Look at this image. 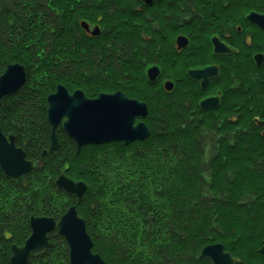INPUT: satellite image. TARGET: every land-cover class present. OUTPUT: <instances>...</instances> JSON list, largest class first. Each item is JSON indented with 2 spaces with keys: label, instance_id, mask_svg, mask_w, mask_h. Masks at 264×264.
Returning <instances> with one entry per match:
<instances>
[{
  "label": "trees",
  "instance_id": "trees-1",
  "mask_svg": "<svg viewBox=\"0 0 264 264\" xmlns=\"http://www.w3.org/2000/svg\"><path fill=\"white\" fill-rule=\"evenodd\" d=\"M83 1L0 0V76L10 63L26 70L24 86L1 101L0 128L14 135L16 146L34 162L20 178L0 166V264H11L13 245H23L31 235V217L59 220L73 205L87 223L93 251L107 264H212L200 254L214 243H223L235 264H264V126L259 125L264 121V63L256 66L252 56L223 58L228 82L216 109L201 108L204 92L189 77L188 83L177 84V97L147 80L145 85L131 82L120 89L147 103V139L85 145L78 152L59 125V147L44 153L52 140L47 97L56 81L65 74L96 84L110 82L114 75H143L137 63L126 59L112 70L107 57L115 50H123L125 57L138 54L134 48L145 43L139 34L136 46L123 33L95 51L83 45L86 40H77L73 19ZM173 2L178 22L193 17L198 47L205 32L221 29L225 17L226 24H237L236 7L228 11L233 4L264 13V0H216V8L212 0ZM160 21L173 23L164 15ZM74 52L82 60L65 67L64 57ZM200 56L201 64L215 58ZM185 84L195 87L187 90ZM62 173L88 185L81 202L58 186ZM49 237L48 248L32 253L29 264H70L65 238L57 230Z\"/></svg>",
  "mask_w": 264,
  "mask_h": 264
},
{
  "label": "water",
  "instance_id": "water-1",
  "mask_svg": "<svg viewBox=\"0 0 264 264\" xmlns=\"http://www.w3.org/2000/svg\"><path fill=\"white\" fill-rule=\"evenodd\" d=\"M248 18L264 28V14L251 12ZM184 40V42L182 41ZM187 40L179 38L180 46ZM216 51L226 52L228 48L214 39ZM258 66H261L264 55L255 56ZM216 73L215 68L190 70L189 74L201 80L205 88L209 77ZM158 69L149 70V78L154 81ZM26 83L25 67L19 63H10L0 76V106L5 96L17 93ZM167 90H172L171 83L166 84ZM217 98H208L201 102L202 108L216 106ZM149 108L146 102L129 97L119 91L114 94H102L96 99H88L82 92L69 94L66 88L58 86L57 90L47 98L48 121L52 127L51 146L44 153H50L59 147L57 127L62 125L66 134L77 146V151L85 145H98L110 142H122L129 145L142 141L150 136V128L144 119L148 116ZM264 126V121L259 122ZM0 166L5 172L20 178L30 172L34 162L27 159L23 148L16 146L14 135H5L0 128ZM59 187L75 194L81 202L88 191L84 181H76L62 173L57 179ZM32 233L26 242L19 246L13 245L11 264H29L32 253L43 252L50 245L49 234L55 230L62 235L69 246L70 264H107L99 253L93 251L94 242L87 230L86 221L78 214L77 206H71L59 220L53 217H31ZM264 255V241L260 248ZM208 258L212 264H235V259L226 251L223 243L205 246L200 254Z\"/></svg>",
  "mask_w": 264,
  "mask_h": 264
},
{
  "label": "flooded vegetation",
  "instance_id": "flooded-vegetation-1",
  "mask_svg": "<svg viewBox=\"0 0 264 264\" xmlns=\"http://www.w3.org/2000/svg\"><path fill=\"white\" fill-rule=\"evenodd\" d=\"M100 2L103 4H99V6L94 5L92 0H84L81 8L79 7L76 9V18H74L73 21L75 27L74 34L77 40H86V43L83 45L87 47L89 46L91 51H95L96 47L101 42L114 41L123 33H126L127 40L132 41L136 46L138 42L137 36L139 34L143 40H145V43H141L142 46L139 48H134V53L137 52L138 54L135 53L130 57H125L123 50H115V52L112 51L107 57H109L108 61L112 64V70H116V66L125 59L128 62H134L133 65H136L137 63V68L140 73L144 75L145 81L142 80L143 75L142 77L138 76L137 78L132 79L126 76L125 78L116 76L111 79L110 82L96 84V80L94 79L79 78L77 80L72 79L65 74L63 78L56 81V87L50 94L54 93L58 86H63L69 94L80 91L88 99H96L102 94H114L119 91L132 97L127 92L120 89V87H128L131 82H138L139 84L142 83L145 85L144 82L148 81V84L152 87H156L158 90L163 89L168 94L174 93V97H177V84L181 81L187 82V77H189L190 80L198 84L204 92L203 97L199 101L200 106L201 102L205 99L217 98L218 103L216 106L205 108L216 109L221 104L224 91L223 88L228 82V76L223 67V65H225L224 62H222L223 58L232 54H245L247 56H252L255 65L258 66L255 56L258 54L264 55V28L253 23L248 18L251 12L259 13L257 10L250 9L252 5L233 4L231 6L233 8L228 9V11L234 10V7H236L238 15L235 18V22H237V24L234 26L222 24L220 31L205 32L203 41L201 39L202 46L198 47L194 45L192 35V31L196 27L193 25V17L179 20L178 22V18H176L177 12L175 11V8H173V5H175L173 0H125V3L120 0L116 4L114 1L110 0H102ZM187 2L193 4L194 0H187ZM119 3H122L123 5H120ZM212 5L213 8L216 6V0H212ZM244 8H246V11L245 13H242ZM110 10H113V19L108 15ZM219 12L226 14L225 12H222V10H219ZM121 13L122 19L120 18ZM162 15L173 23L162 25L160 21ZM112 20L115 21L112 22ZM222 20L224 22L227 21L226 17ZM180 21H182V23ZM180 37L187 40L184 46H180L179 44ZM214 39H217L218 42L228 48L229 51H216V43L214 42ZM182 41L184 42V40ZM125 43H127V41ZM153 43H155V46H153ZM152 46L154 47L155 52H153ZM195 53H208L214 55L215 58H212V61L203 64V66H189L184 70V73L180 72L179 75V63L183 61L185 56L192 57L191 55ZM73 55L74 56H70V54H67V56L64 57V61L67 62L65 67L73 68L75 65L74 63L82 60V58H77L78 56L76 52H74ZM263 63L264 59L262 64ZM96 64L97 62L95 61L93 68L98 67ZM212 67L215 68L216 73L209 77L205 88L202 87L201 80L194 79L189 74L190 70H204ZM152 68L158 69V75L154 81H151L149 78V70ZM231 69H233L232 66ZM167 83L172 84V90L166 89ZM185 85L183 87L187 88V90L195 87L194 84H190L191 87ZM115 87L118 88L114 89Z\"/></svg>",
  "mask_w": 264,
  "mask_h": 264
},
{
  "label": "rangeland",
  "instance_id": "rangeland-1",
  "mask_svg": "<svg viewBox=\"0 0 264 264\" xmlns=\"http://www.w3.org/2000/svg\"><path fill=\"white\" fill-rule=\"evenodd\" d=\"M231 11V10H230ZM245 11H246V8H244L243 9V12L242 13H245ZM227 13V12H226ZM237 15H238V13H237ZM225 22H227V21H225ZM224 21H222V24H226ZM228 24H230L229 22H228ZM127 29H128V27H127ZM221 29L219 28L217 31H220ZM131 31V30H130ZM210 32H212L213 30H209ZM208 54V53H207ZM191 56H193V57H191L190 58V61L188 62V61H186L185 62V59H183V61H184V63H186V64H182L181 66H179L178 67V69H179V75H180V72H183L184 73V70L187 68V67H189L190 66V63H193V64H197V66L198 65H202L203 66V64H201L202 62H198V60H201V59H203V57L202 56H200V57H198V54H193V55H191ZM196 58V59H195ZM195 59V60H194ZM205 60H206V58H205ZM113 76V75H112ZM113 77H116V75H114ZM215 91H216V89H215Z\"/></svg>",
  "mask_w": 264,
  "mask_h": 264
}]
</instances>
